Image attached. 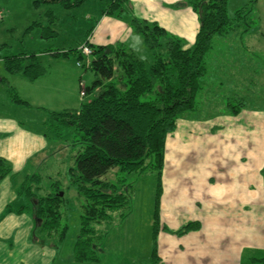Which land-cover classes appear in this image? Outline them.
Masks as SVG:
<instances>
[{
  "label": "trees",
  "instance_id": "1",
  "mask_svg": "<svg viewBox=\"0 0 264 264\" xmlns=\"http://www.w3.org/2000/svg\"><path fill=\"white\" fill-rule=\"evenodd\" d=\"M87 1L32 0V3L35 7L59 4L63 9L70 10L81 7ZM105 1L107 5L101 14L120 19L128 17L130 28L142 38L151 60L146 63L122 47L93 46L86 41L83 46L92 52V59L86 67L93 72L95 80L90 86H84L85 94L76 110L49 114L50 120L63 128H74L77 136L78 151L74 156V166L68 169L67 174L82 199L80 233L73 246L74 260L79 263L98 259L99 243H94L98 241V236L95 237L96 230L92 225L109 222L115 212L130 207L127 190L120 191L117 187L122 181L117 184L105 180L112 170L132 174L149 169L156 173L152 224V257H155L166 138L174 132L178 119L184 113L197 111L196 98L202 91V78L206 74L205 59L212 51L214 38L225 39L241 25H248L247 18L258 0H250L247 6L237 9L231 16L227 12L228 0H185L183 4L196 13L199 22L194 42L188 48H184L180 39L169 35L156 23L131 16L127 0ZM46 16L49 24H53V13L49 10ZM40 26V23L34 22L30 27ZM41 29L49 36L55 34L49 25ZM105 50L109 53L105 54ZM71 52L57 51L52 56L63 58ZM74 53L78 55V60L84 59L80 48ZM0 59L7 73L21 74L30 82L46 73L34 54ZM116 65L118 75L115 76ZM2 80L5 81L4 78ZM8 94L13 103L26 104L12 88L8 89ZM147 94L152 95L151 99L142 101L141 97ZM241 106H232V114L237 115ZM10 175V164L0 158V183ZM37 175H25L17 187L20 197L25 202L29 200V204L21 205L19 210L30 213L38 240H48L58 232V241H61L66 227H60V188L56 186L57 191L38 196L41 188ZM262 178L264 181V169ZM33 185L35 191L31 190ZM125 217L126 214L120 215L122 219ZM191 228L193 225H186L178 233Z\"/></svg>",
  "mask_w": 264,
  "mask_h": 264
},
{
  "label": "rangeland",
  "instance_id": "2",
  "mask_svg": "<svg viewBox=\"0 0 264 264\" xmlns=\"http://www.w3.org/2000/svg\"><path fill=\"white\" fill-rule=\"evenodd\" d=\"M249 1L228 0V15L231 16L237 9L247 6ZM106 5L105 0H88L81 7L65 10L59 4H41L35 7L32 0H0L2 15L0 57L34 54L37 61L46 69L42 79L33 85L20 77L21 75H16V78L27 84L26 86H31L25 88L10 78L0 59V73L5 78L4 87H2L4 92L2 104L4 108L2 109H8L6 104L10 98L8 95L10 87H16L20 96H29L30 101L34 103L29 104V107H24L23 104L16 106L18 108L14 109V116L25 124L30 138L38 137L36 153L31 154L27 159L18 156L19 161L12 168L21 174H38L39 188H41L38 196L57 191L56 186L60 188L59 191L62 193L60 227L65 226L66 231L62 243L58 244V257L63 258L71 254L81 227L82 199L77 195L67 174L68 169L74 166V156L78 151V145L74 128H63L57 122L51 121L49 114L52 111L61 112L62 109L77 106L78 101H82L81 89L85 94L84 86H90L95 80L93 72L85 65V58L78 60L74 50L81 48L86 41L96 46L92 38V27L97 24L96 16L99 9L102 11ZM49 10L53 13V24H49L46 16ZM108 18L120 24L117 28L118 36L114 37L111 33L109 39L112 43L111 47L123 48L124 44L117 41L123 42L130 38L126 29L122 27L129 21L128 17L120 21L114 17ZM247 21L248 25H241L227 38L216 37L213 40L212 51L205 59L208 70L207 79L203 84L205 90L203 92L202 88L201 97L198 95L196 98L195 104L198 111L186 119L198 130L201 129L200 125L211 126L207 121L209 119H224L222 110L224 104L230 110L232 106L238 107L242 104L245 108L244 113L255 112L258 116L264 117V0L257 1ZM34 22L40 23L41 28L51 26L55 34L49 36V33L40 27H30ZM161 42L164 43L165 40L162 39ZM57 51L72 52L67 57L55 58L52 53ZM133 53L139 59L150 63L151 56L146 48L134 47ZM90 59H92L91 56ZM114 68L116 76L118 75L117 65ZM151 97V94H147L141 97V100L148 101ZM6 110L5 113H7ZM243 118L239 117L238 121L247 126ZM219 128L218 126L214 129H218L217 132L223 129ZM19 134L15 133V136ZM41 134H44L45 139ZM172 134L166 138L169 140L167 153L172 150ZM40 139H43L44 143L41 144ZM39 147L42 148L39 150ZM22 180L17 181L18 186ZM105 180L117 184L118 181H122L117 187L120 191L126 189L131 201L130 207L115 212L111 221L92 225L96 230L95 237L98 236V241L95 240L94 243H99L100 261L102 263L112 261L116 264H154L151 261L153 245L151 222L157 185L156 173L146 169L132 174L117 173L115 175L114 171H111ZM35 189L33 185L31 190L35 191ZM26 203L28 205L29 200H26ZM124 214L126 217L120 218V215ZM189 221L188 218L182 217L181 225ZM181 225L166 224L162 231L177 238ZM58 234L56 232L50 236L55 244L59 242ZM252 257L264 258V250L243 247L239 264H252L248 259Z\"/></svg>",
  "mask_w": 264,
  "mask_h": 264
},
{
  "label": "crops",
  "instance_id": "3",
  "mask_svg": "<svg viewBox=\"0 0 264 264\" xmlns=\"http://www.w3.org/2000/svg\"><path fill=\"white\" fill-rule=\"evenodd\" d=\"M184 1L127 0V4L131 16L156 23L166 33L180 39L184 48H188L194 42L199 22L196 13L183 4ZM100 10L96 16L97 24L92 27L93 42L96 46L111 47V33L114 37L118 36L120 24L108 18L110 16L102 15ZM116 19L120 21L122 18ZM126 23L122 27L130 38L117 42L124 44L123 48L132 53L134 47L146 48L140 35ZM207 73L206 64V75L202 78L203 92ZM1 74L0 158L10 164L12 175L0 183V264H116L112 261L102 263L98 255L95 262H76L73 248L70 255L58 257V244L64 238L57 244L51 239L38 240L30 213L19 210L21 205H25V200L18 194L17 181L27 174H21L12 167L18 163V156L27 159L36 153L38 137L30 138L25 124L14 116V109L20 104L13 103L9 98L6 104L8 109H2L5 81ZM9 75L22 87H31L16 78L18 74ZM43 76L32 82L22 75L20 77L33 85ZM12 89L26 103L22 106L34 104L29 96H20L16 87ZM198 95L201 97V92ZM80 103L81 100L77 106L62 109L61 112L76 110ZM222 110L224 119H209L207 121L211 126L200 125L199 130L186 120L198 109L184 113L177 121L172 134V150L168 153L169 140L166 139L155 257H152L151 248V261L154 264H239L243 247L264 250V117L255 112L245 114L243 105L237 115H233L226 104ZM239 117H244L248 125L239 123ZM218 126L219 129L223 128L219 132L214 129ZM15 133L20 134L15 136ZM41 135L45 139L44 134ZM43 139H40L41 144L44 143ZM112 171L117 174L116 170ZM182 217L190 221L181 225ZM152 224L153 213L151 228ZM166 224L181 225L178 232L189 224L193 228L181 234L177 232L176 238L162 231ZM248 259L252 264H264V258Z\"/></svg>",
  "mask_w": 264,
  "mask_h": 264
},
{
  "label": "built area",
  "instance_id": "4",
  "mask_svg": "<svg viewBox=\"0 0 264 264\" xmlns=\"http://www.w3.org/2000/svg\"><path fill=\"white\" fill-rule=\"evenodd\" d=\"M1 13H0V18H1ZM80 51H81V54L83 55V57L85 58V65L86 66H88L89 65V63H90V56H91V50L88 48V47H86V46H82L81 48H80ZM78 66H79V64H78ZM83 88V87H82ZM80 96H81V98L84 96V91L81 89V92H80Z\"/></svg>",
  "mask_w": 264,
  "mask_h": 264
},
{
  "label": "water",
  "instance_id": "5",
  "mask_svg": "<svg viewBox=\"0 0 264 264\" xmlns=\"http://www.w3.org/2000/svg\"><path fill=\"white\" fill-rule=\"evenodd\" d=\"M109 50H105V54H108ZM60 196H62V193L59 194Z\"/></svg>",
  "mask_w": 264,
  "mask_h": 264
}]
</instances>
